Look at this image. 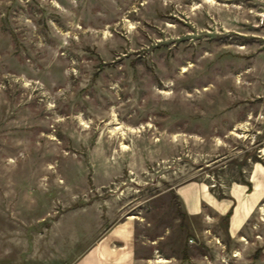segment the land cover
<instances>
[{
  "label": "rangeland",
  "instance_id": "obj_1",
  "mask_svg": "<svg viewBox=\"0 0 264 264\" xmlns=\"http://www.w3.org/2000/svg\"><path fill=\"white\" fill-rule=\"evenodd\" d=\"M262 141L264 0H0V264L123 218L135 264H264V201L229 237L173 195L224 193Z\"/></svg>",
  "mask_w": 264,
  "mask_h": 264
},
{
  "label": "crops",
  "instance_id": "obj_2",
  "mask_svg": "<svg viewBox=\"0 0 264 264\" xmlns=\"http://www.w3.org/2000/svg\"><path fill=\"white\" fill-rule=\"evenodd\" d=\"M257 151V155L264 162V141L258 146ZM243 177L249 181L250 189L247 190L244 183L231 181L223 193L226 197L212 195L205 184L196 181L178 185L174 193L181 202L184 213L188 215L200 213L202 206L206 205L212 212L223 216L231 206V212L226 221V233L229 237H234L258 203L264 201V165L258 161L249 160L246 176L243 175ZM59 223L60 229L64 231L61 232L63 236L65 233L63 241L68 240L70 225L74 224L72 225L69 221L66 224L63 219ZM134 228L135 221L131 218L112 222L81 255L69 264H135ZM71 246H75L74 238Z\"/></svg>",
  "mask_w": 264,
  "mask_h": 264
},
{
  "label": "trees",
  "instance_id": "obj_3",
  "mask_svg": "<svg viewBox=\"0 0 264 264\" xmlns=\"http://www.w3.org/2000/svg\"><path fill=\"white\" fill-rule=\"evenodd\" d=\"M250 159L252 160V161H258V162H260V163H262L263 165H264V162L259 158V156L257 155V153L255 152V151H252V153H251V156H250ZM234 181H237V182H241V183H244V184H246V186H247V190H249L250 189V183H249V181L248 180H246L244 177H243V175L242 174H240L239 175V178L236 180V179H233ZM173 195L175 196V197H177V195L174 193V191H173ZM217 197H226V195L225 194H223L222 192H219L217 195H216ZM230 212H231V206L226 210V212L224 213V215H223V218L227 221V217H228V215L230 214Z\"/></svg>",
  "mask_w": 264,
  "mask_h": 264
}]
</instances>
